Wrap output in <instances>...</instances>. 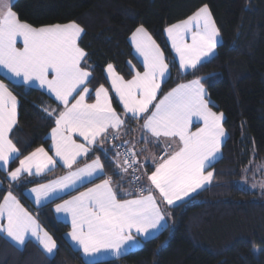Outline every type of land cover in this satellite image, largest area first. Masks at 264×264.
Returning a JSON list of instances; mask_svg holds the SVG:
<instances>
[{
	"label": "snow or ice",
	"instance_id": "snow-or-ice-1",
	"mask_svg": "<svg viewBox=\"0 0 264 264\" xmlns=\"http://www.w3.org/2000/svg\"><path fill=\"white\" fill-rule=\"evenodd\" d=\"M13 6L14 0H0V66L14 77H22L24 83L38 81L40 87H46L63 106L60 111H44L55 118V127L51 130L54 156L70 171L32 188L30 191L37 204L54 192L103 173L104 164L99 156L83 167L71 169L78 158L87 156L93 145L103 144L109 135L119 138L126 124L125 117L143 119L141 129L146 136L156 142L165 138L167 148L172 149L166 150L164 157L153 158L155 168L150 174L144 173L148 183L141 185L135 198L119 199L112 178L107 177L56 206L58 213L70 215L68 235L86 256L101 249L119 255L132 240L133 229L143 234L160 224L165 216L162 205L172 206L183 201L211 182L214 172L207 169L221 148V137L225 135L224 114L214 112L209 106L201 78L177 85L153 103L170 69L160 46L143 26L131 37L143 58V71H136L131 79L125 80L112 64L106 68V78L122 105L123 114L115 110L109 89L103 84L94 89L95 101L86 102L91 95L88 85L92 82V71L85 63L88 54L78 43L84 29L76 22L33 27L20 21ZM165 31L179 58V68L185 71H195L213 54L220 35L206 4ZM189 34L191 43L187 42ZM18 38H22V48L17 47ZM193 118L202 122L195 131L191 130ZM16 123L17 98L0 82V162L5 167L19 153L9 138ZM76 136L82 137L84 143H78ZM116 155L117 167L125 173L133 165H139L137 153L131 148L123 154V160L119 159V152ZM56 163V159L40 147L20 159L19 167L8 172V176L13 181L25 173L39 176ZM140 179L136 177L137 181ZM3 217L7 223L0 225V232L12 240L23 244L30 233L46 252L52 253L56 248L55 240L40 228L10 191L0 203V218Z\"/></svg>",
	"mask_w": 264,
	"mask_h": 264
},
{
	"label": "trees",
	"instance_id": "trees-1",
	"mask_svg": "<svg viewBox=\"0 0 264 264\" xmlns=\"http://www.w3.org/2000/svg\"><path fill=\"white\" fill-rule=\"evenodd\" d=\"M205 4L219 29V42L215 53L195 71L182 73L165 29ZM13 11L20 21L34 27L76 22L84 29L78 43L87 52L85 63L92 71L90 99L96 87L108 85L104 73L108 64L125 79L134 74L130 63L142 69L129 37L143 26L169 64L170 73L158 98L180 82L201 78L211 108L224 114L227 135L221 156L208 168L214 172L212 182L172 207L162 205L167 225L138 249L117 258L83 263L63 239L68 226L49 222L58 241L52 257L30 241L16 248L0 233V264H264V193L237 183L248 165L264 161V0H14ZM0 80L18 99L17 123L10 137L21 151L9 164L13 167L33 148L48 147L47 134L55 118L44 109L60 106L37 88L2 75ZM112 103L121 112L114 97ZM135 122L126 118L119 139L135 142ZM141 152L135 149L140 158ZM92 156L100 157L104 174L112 178L120 199L140 188L141 179L134 184L127 173L118 171L113 143L93 148ZM35 181L17 186L3 180L0 202L7 190L21 195L23 188Z\"/></svg>",
	"mask_w": 264,
	"mask_h": 264
},
{
	"label": "crops",
	"instance_id": "crops-1",
	"mask_svg": "<svg viewBox=\"0 0 264 264\" xmlns=\"http://www.w3.org/2000/svg\"><path fill=\"white\" fill-rule=\"evenodd\" d=\"M188 18V17H187ZM186 18V19H187ZM184 19V20H186ZM183 21V20H182ZM22 22V21H21ZM181 22V21H179ZM177 22V23H179ZM65 24V23H64ZM176 24V23H175ZM173 25V24H172ZM46 26V25H45ZM34 27V26H33ZM42 27V26H40ZM169 27V26H168ZM167 28V27H166ZM135 32V31H134ZM133 32V33H134ZM132 33V34H133ZM149 33V32H148ZM132 34L130 35L129 37V41H130V44L132 46V50H133V53L136 57V59L139 61V63L141 64V67H142V62H143V58L139 55V53L136 51L135 49V45L134 43L132 42ZM82 35V34H81ZM165 35L167 37V33L165 31ZM168 38V37H167ZM169 43H170V46H171V42L170 40L168 39ZM218 41H219V37H218ZM187 42L191 43V36L190 34L187 36ZM157 43V42H156ZM17 47L19 48H22L23 47V42H22V38H18L17 40ZM172 48V47H171ZM216 49V48H215ZM215 49L213 51V54L215 53ZM173 50V49H172ZM173 52L175 53V51L173 50ZM213 54H211L210 56L206 57L204 60L210 58ZM176 55V53H175ZM177 57V56H176ZM178 58V57H177ZM178 61V59H177ZM179 63V61H178ZM179 66V65H178ZM130 67L133 69L134 71V74L135 75V72L136 71H143V67L141 70H138L136 68V66L133 64V63H130ZM106 68L107 66L105 67V70H104V73H105V76L107 77V73H106ZM115 69V68H114ZM180 69V68H179ZM190 70V69H189ZM116 71V70H115ZM180 71L182 73L186 72L185 70H181ZM188 71V70H187ZM117 72V71H116ZM118 73V72H117ZM170 73V71H169ZM169 73L166 74V76L164 77L162 83L167 79V77L169 76ZM119 74V73H118ZM0 75H2L3 77H5L6 79L12 81V82H15V83H19V84H23V85H26V86H29V87H34V88H37L43 92H45L48 96H50L59 106L60 108L59 109H56L54 106L52 105H49L46 107V109H55L57 111H60L63 109V106L60 104L59 101H57L55 99V96L53 93L49 92V90L46 88V87H40L39 85V82L38 81H31V82H28V83H24L23 82V79L22 77L21 78H17V77H14L11 73L7 72L6 69H4L2 66H0ZM120 75V74H119ZM51 78V76L49 77ZM132 77L128 78V79H125V80H129L131 79ZM107 79V78H106ZM190 80H187V81H183V82H180L178 84H176L174 87H172L171 89H169L167 92H165L163 95H161L159 98H158V94H157V100L154 101L153 103H156L159 101V99L163 98L164 95H166L169 91H171L173 88H175L177 85L179 84H182V83H187L189 82ZM0 82H2L0 80ZM107 82H108V85L105 86L106 88L109 89V92H110V95L112 96V99L113 97L117 100V102L119 103V105L121 106V112H118L116 109V111L120 114H123V108H122V105L120 104L119 102V99L118 97H116L115 93L112 91L111 89V84H110V81L107 79ZM162 85V84H161ZM9 89V88H8ZM11 91V90H10ZM160 91V90H159ZM206 91V89H205ZM13 93V92H12ZM207 93V91H206ZM13 95H15L13 93ZM92 95L93 97L90 99L88 98L86 102L88 103H93L95 101V92L93 91L92 92ZM17 98V97H16ZM206 98L209 100V98L206 96ZM210 101V100H209ZM209 106H210V103H209ZM114 107V106H113ZM211 107V106H210ZM17 108H18V99H17ZM213 110V109H212ZM214 111V110H213ZM216 112V111H214ZM217 113H220V112H217ZM131 114H129L130 116ZM126 118L128 117H125V120ZM136 122L135 124L132 126L136 131H133L134 133V139H135V142L132 141L131 139H129V141L127 140V142L130 144V146L133 148V150L135 151V149H138V150H141V158L140 160H143V161H146L148 162V164L150 165L149 166V169L146 170L144 168V172H141V185H147V179H146V176L144 175V173H147V174H150L154 168H155V164L153 162V158L156 157V158H159V155L161 152L163 151H172V149H169L167 148V145L165 144L164 140L165 138H160V141L159 142H156L154 138H150V136H146L145 132L141 129V125L143 123V119H134ZM16 125V124H15ZM14 125V126H15ZM202 126V122L199 121L198 119L196 118H193V124H192V131H195L196 128L198 127H201ZM55 127V123H54V126ZM52 127V128H53ZM14 128V127H13ZM52 128L50 129V131L48 132L47 134V138H48V147H45V146H38V147H35L33 148L32 150H30L29 152L25 153L24 155H22L20 159H23L25 156H28L31 152L35 151L37 148H40V147H43L46 151H48L49 155L50 156H53L54 159H56L57 163H56V166L54 168H52L50 171L49 170H45L44 173H42L41 175L39 176H36V175H33V176H28L26 173L25 174H22V176L16 180V181H13L11 180V178L8 176V172L10 171H13L15 168L19 167V160L18 162L15 164V166L13 167H10L9 164L15 159L17 158V156L20 154V149L19 147L15 144V142H13L16 147L19 149V153L16 154V156L14 157L13 160H10L9 164L5 167L2 162H0V185L3 184V180L7 181L9 184L11 185H21V184H24V183H29V182H32L33 180L36 179L35 182L33 183H30L28 184L27 186H25L23 188V191H22V194H17V192H15L14 190L12 189H9L6 191V193L4 194L7 195L8 192H12V194L16 197V199L20 202V204L22 205V207L28 211L38 222V224L40 225V228L43 229V231H46L56 242V248H57V245H58V241H57V238L54 234V232L49 228L48 224L47 223H55V222H60V223H63L65 225L68 226L67 230L64 231L63 233V239L67 245V247H69V249H71V251H77L81 257V260L83 263H93V262H97V261H103V260H107V259H113V258H117L123 254H126L127 252L129 251H132V250H135V249H138L141 245H142V242L146 239H149L151 237H154L156 236L166 225H167V220H166V216H164V219L160 222V224L155 228V229H149V231L147 233H143V234H137L135 232V230L133 229L132 232H131V236H132V240L128 241L125 246L122 248L121 252L119 253V255L113 253L111 250H105V249H101L99 252L97 253H94V254H91V255H85L82 251V249L74 242L71 240L70 236L68 235L70 232H71V217L69 214L67 213H64V212H57L56 211V206L58 204H62L65 200H69L71 199L73 196H77L79 195L80 192H83V191H86L87 188H90V187H93L94 184H98L102 181V179H105L107 178L108 176H106L104 174V171L103 173H98L97 176H93L91 178H85L82 182H78L76 185L70 187V188H67L63 191H57V192H54L52 193L49 197H47L46 199H44L41 203L37 204L36 203V200H35V195L31 193V189L34 188V187H38L40 184H46V183H49L53 180H56L60 177H63L65 175L68 174V172L70 171L67 167L63 166V162L59 160V158L55 157L54 156V151L52 150L51 146H52V140H51V130ZM114 131V130H113ZM123 131V130H122ZM121 131V132H122ZM120 132V133H121ZM11 133V132H10ZM226 137V132H225V135L223 137H221V146H222V143L224 141ZM9 138L11 139L10 137V134H9ZM78 143H84L83 141V138L82 137H74ZM149 140H151V142H149ZM108 140H106L103 144H96V145H93L91 150L95 147L97 148H103V146L105 145V143L107 142ZM139 142H142V144H140V146H138ZM157 145L158 147L156 148ZM174 147V146H173ZM91 150L89 151V153L87 154V156H82L80 158H78V163L73 165V169L71 170H75L76 168H79V167H83L86 163H91V161L93 159H95L97 156H92V157H89L90 155V152ZM221 156V148H220V151L216 154V157L215 159L212 161V163L214 161H216L219 157ZM117 158V157H115ZM116 162H117V159H116ZM158 162V160H157ZM211 163V164H212ZM118 171L119 172H122L125 174V172H123L120 168H118ZM97 177L100 179L97 180ZM129 178V176H128ZM209 184V183H208ZM208 184H206L205 186H207ZM140 185V187H141ZM113 186V185H112ZM204 186V187H205ZM203 187V188H204ZM139 189V188H138ZM138 189L136 188V192L135 194H133L132 196H128L126 198H123V199H132V198H135L136 195L139 194L138 192ZM201 190V189H200ZM199 190H197L198 192ZM196 192V193H197ZM147 194V193H145ZM195 193H192L190 194V196L194 195ZM3 196V197H4ZM189 196V197H190ZM119 198V197H118ZM188 198V197H186ZM185 198V199H186ZM120 199V198H119ZM184 199V200H185ZM3 202V198L1 200L0 203ZM181 201H178L176 202L179 203ZM174 204V205H176ZM172 205V206H174ZM166 206V205H165ZM166 207H171V206H166ZM36 212V213H35ZM40 213H43L45 218L47 219V221L45 219H43V217L40 215ZM7 223V220H6V217H3V218H0V225H6ZM14 247L16 248H19L21 249L25 244L26 242L30 241V242H33L35 243L39 249L47 256V257H52L55 252H56V248L53 250L52 253H48L46 252L42 245H40V243L36 240L35 237L31 236V234H27L26 237H25V242L23 244H19L18 242L12 240L10 237H8L6 235V233L4 232H0Z\"/></svg>",
	"mask_w": 264,
	"mask_h": 264
},
{
	"label": "rangeland",
	"instance_id": "rangeland-1",
	"mask_svg": "<svg viewBox=\"0 0 264 264\" xmlns=\"http://www.w3.org/2000/svg\"><path fill=\"white\" fill-rule=\"evenodd\" d=\"M174 57H175L176 61H177V59L179 61V58L176 57L175 53H174ZM178 61H177V63H178ZM178 65H179V63H178ZM226 135H227V133H226ZM161 154H162V152L160 153L159 158L160 157H164V155H165L164 154V155L161 156ZM146 163L147 164L145 166V169L147 170L146 167L149 164H148V162H146ZM209 171H211V170H209ZM142 172H144V169L143 168H142ZM140 177H141V175H140ZM211 182H212V180H211ZM237 183L240 184L241 186H244V187L248 188L249 190H256L259 194L264 193V187H261V185L264 184V161H262V160L261 161H253L250 165H248L244 169V173L242 174L240 180ZM253 185H255V186L253 187Z\"/></svg>",
	"mask_w": 264,
	"mask_h": 264
},
{
	"label": "built area",
	"instance_id": "built-area-1",
	"mask_svg": "<svg viewBox=\"0 0 264 264\" xmlns=\"http://www.w3.org/2000/svg\"><path fill=\"white\" fill-rule=\"evenodd\" d=\"M107 140H108V142H111L114 144L115 154H117V152H119L121 154L119 157L120 160L124 159L123 154L128 149L131 148L133 150V148L130 146V144L127 142V140H121L119 138L113 139L111 135H109ZM164 154H165V151L162 152L161 156ZM137 159L139 161V165H133V167L129 168L128 171L126 172L129 176V180L134 184H138L139 181L136 180V177H140L141 172H142V168L144 169L146 164H147L146 161L140 160L138 157H137Z\"/></svg>",
	"mask_w": 264,
	"mask_h": 264
}]
</instances>
